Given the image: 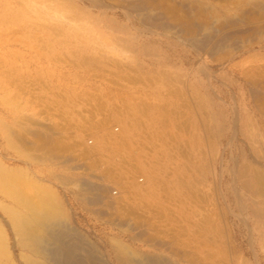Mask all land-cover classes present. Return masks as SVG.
I'll return each instance as SVG.
<instances>
[{
    "label": "rangeland",
    "instance_id": "1",
    "mask_svg": "<svg viewBox=\"0 0 264 264\" xmlns=\"http://www.w3.org/2000/svg\"><path fill=\"white\" fill-rule=\"evenodd\" d=\"M1 167L105 254L264 264V0H0Z\"/></svg>",
    "mask_w": 264,
    "mask_h": 264
},
{
    "label": "bare ground",
    "instance_id": "2",
    "mask_svg": "<svg viewBox=\"0 0 264 264\" xmlns=\"http://www.w3.org/2000/svg\"><path fill=\"white\" fill-rule=\"evenodd\" d=\"M91 32H92V30H91ZM58 34H59V31H58ZM107 42H108V40H107ZM93 129H95V127ZM99 130H100V128H99ZM16 136H18V135H16ZM98 138H100V137H98ZM102 143L106 144L107 140L103 141ZM11 144H13V142ZM42 147H43V144H42ZM52 147H54V146L52 145ZM52 149H49V147H48L47 151H50ZM109 149H107V151H109ZM101 151L102 152L105 151L104 145L102 146V148H101V146H98V147H94L90 150H86V151L83 150V152H81V155H85V156H88L89 159H93L95 157V155H101ZM82 157L84 158V156H82ZM41 159L42 158H40L39 161H42ZM0 171H2V173L4 172L9 177H12V176L16 177L19 173L21 174L20 170H5V168H3V167L0 168ZM109 172H111V171H109ZM26 173H28V172H25V174ZM30 176H33V174L32 175L30 174ZM108 176H109V173L107 171H105V169H101L100 174H99V176H97V178H106ZM2 177H4V176H2ZM15 177L14 178L12 177L13 178L12 182H14L16 180L18 182V179H16ZM25 177H27V176H25ZM83 177L79 178V180H82V182H83V180H85L87 182L86 178H83ZM6 178H4V179H6ZM9 179H8V182L10 181ZM128 179H129L128 174L123 173L122 175H120L118 180L112 181V183L118 187L119 192L121 194H124L125 198L127 200L132 199V201H135L137 199V197L144 196V194L143 195L140 194L141 192L139 193L136 191L135 184L133 182H129ZM66 180L73 182V183H74V181H76V179H74V178H66ZM8 182H5V180H4V182L0 181V212H1L0 213V216H1L0 217V264H90L88 262L91 261V263H92V261H93L91 256L93 258L97 259L98 261H100L102 264H110L111 260L117 264H132L133 262H135V264H179L176 261L170 260L168 257L161 256V255L160 256H155V255L137 256L138 254H136L126 243L123 242V240H120L119 237H117V236H113L112 238H110V241L107 242V248L108 249L106 251L107 254H105V253L99 251L97 249V247L96 248L93 246L91 247V245L88 244L86 239L84 237H82L80 235V233L73 226H71L65 218H63V216H62L63 211L62 210L64 208L60 209L57 205H55L54 199L52 200V197L50 195L51 192H50L49 188L42 186V185H40L38 187L36 185V188L34 189L35 194H32L31 190H29V191H31V193H27V192L23 191L21 188V184L19 185L16 182L12 183V184H8ZM32 182H33V180L31 181V184H33ZM35 182H36V180H35ZM258 182H259V180H258ZM245 183H246V187L248 189L249 188L248 182L245 181ZM84 185H86V184H84ZM97 186H98L97 188L101 187L100 185H97ZM262 186H264V185H262ZM246 187H245V189H246ZM95 188H96V186H95ZM102 188H104V187H102ZM93 189H94V187H93ZM103 191H105V190H103ZM103 191L101 190V192H103ZM98 196L102 199L101 195H98ZM98 196H96V198ZM50 197H51V199H50ZM99 197L97 200H99ZM103 199H104V197H103ZM100 200L98 203H100ZM138 200H139V198L137 199V201ZM163 200H165V199H162V201ZM91 203H92V201H91ZM165 203H167V202H165ZM113 204H115V203L110 201V206H112ZM141 204L143 206V202H141ZM149 204H150V202H149ZM137 205H139L138 202H137ZM168 205H170V204H168ZM59 206H61V205H59ZM125 206L128 209H129V207L131 208L130 203L126 202ZM147 206L148 205H146V207ZM61 208H62V206H61ZM134 208H133V210H136ZM148 208H149V206L146 209L148 210ZM161 208L165 209V210L168 209L167 206L160 205V208L159 207L157 208V209H160V210H158L159 213H157V211H156L157 209H155L157 215L159 214L158 216H160L162 213ZM140 209L142 210V208H140ZM149 210H151V208H149ZM152 211L151 212L153 214L154 213V207H153ZM127 212H129V214H130V212H132V210L127 211ZM168 212H170V211H168ZM156 213H154V214H156ZM152 214L150 213V215H152ZM167 214L163 215V213H162L161 217H164L168 221V219L170 220V217H168ZM152 216H154V215H152ZM159 218H157V221L155 223H158ZM243 219L245 220V217ZM148 220H150V217H148ZM161 220H162V218H161ZM162 221H161L162 223L166 222V221H164V219ZM159 222H160V219H159ZM120 223L117 225V227L123 229L124 224H122V223L120 224ZM158 224H160V223H158ZM167 225H168V223H167ZM134 229H136V228H134L133 225H128L125 230L123 229V231L124 232L133 231ZM159 233H161V232H159ZM150 241H153L155 243V245H159L160 243H163V242L157 241L156 239H151ZM88 245H90V246H88ZM85 253H87V254H85ZM208 255H210V254H208ZM89 258H91L92 260L90 259L88 261Z\"/></svg>",
    "mask_w": 264,
    "mask_h": 264
}]
</instances>
